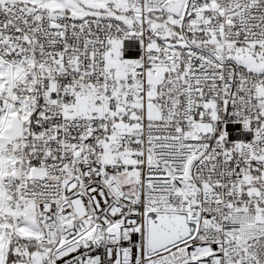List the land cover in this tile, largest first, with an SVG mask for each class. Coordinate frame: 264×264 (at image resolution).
<instances>
[{"label":"snow or ice","instance_id":"1","mask_svg":"<svg viewBox=\"0 0 264 264\" xmlns=\"http://www.w3.org/2000/svg\"><path fill=\"white\" fill-rule=\"evenodd\" d=\"M0 264H264V0H0Z\"/></svg>","mask_w":264,"mask_h":264}]
</instances>
